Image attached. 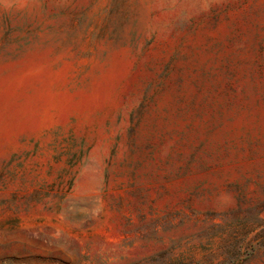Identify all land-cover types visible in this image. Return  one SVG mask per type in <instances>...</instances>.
Returning a JSON list of instances; mask_svg holds the SVG:
<instances>
[{"label": "rangeland", "instance_id": "rangeland-1", "mask_svg": "<svg viewBox=\"0 0 264 264\" xmlns=\"http://www.w3.org/2000/svg\"><path fill=\"white\" fill-rule=\"evenodd\" d=\"M0 264H264V0H0Z\"/></svg>", "mask_w": 264, "mask_h": 264}]
</instances>
